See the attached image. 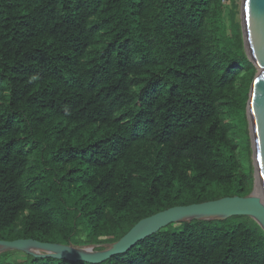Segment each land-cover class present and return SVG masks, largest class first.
I'll return each mask as SVG.
<instances>
[{"label": "trees", "instance_id": "obj_1", "mask_svg": "<svg viewBox=\"0 0 264 264\" xmlns=\"http://www.w3.org/2000/svg\"><path fill=\"white\" fill-rule=\"evenodd\" d=\"M239 13L0 0V240L112 243L168 208L249 195L256 67ZM0 264L92 263L6 250ZM99 264H264V231L242 215L170 223Z\"/></svg>", "mask_w": 264, "mask_h": 264}, {"label": "water", "instance_id": "obj_2", "mask_svg": "<svg viewBox=\"0 0 264 264\" xmlns=\"http://www.w3.org/2000/svg\"><path fill=\"white\" fill-rule=\"evenodd\" d=\"M240 24L243 47L249 61L258 69L252 80L246 115L251 140L253 188L247 196H226L202 203L174 206L138 221L125 235L112 243L88 247L39 242L33 239L0 240V252L18 250L39 258L64 259L99 264L123 254L138 241L156 233L170 223L192 220H225L248 216L264 231V0H242ZM259 183V193L256 186ZM101 246V250H95Z\"/></svg>", "mask_w": 264, "mask_h": 264}, {"label": "rangeland", "instance_id": "obj_3", "mask_svg": "<svg viewBox=\"0 0 264 264\" xmlns=\"http://www.w3.org/2000/svg\"><path fill=\"white\" fill-rule=\"evenodd\" d=\"M235 1L237 3H239L240 7H241L242 0H235ZM237 18L240 20V13L237 15ZM257 73H258V69H256V73L255 74H257ZM239 144L240 145H239L238 152H239V155H240V159L243 160V158H244V150L242 148V143L240 142Z\"/></svg>", "mask_w": 264, "mask_h": 264}, {"label": "bare ground", "instance_id": "obj_4", "mask_svg": "<svg viewBox=\"0 0 264 264\" xmlns=\"http://www.w3.org/2000/svg\"><path fill=\"white\" fill-rule=\"evenodd\" d=\"M259 188H260V185H259V183L257 184V186H256V193H259ZM78 262V261H77Z\"/></svg>", "mask_w": 264, "mask_h": 264}, {"label": "built area", "instance_id": "obj_5", "mask_svg": "<svg viewBox=\"0 0 264 264\" xmlns=\"http://www.w3.org/2000/svg\"><path fill=\"white\" fill-rule=\"evenodd\" d=\"M223 1H225V0H223Z\"/></svg>", "mask_w": 264, "mask_h": 264}]
</instances>
